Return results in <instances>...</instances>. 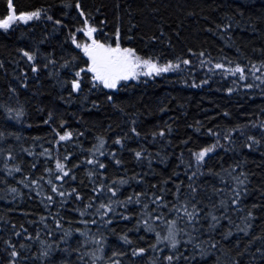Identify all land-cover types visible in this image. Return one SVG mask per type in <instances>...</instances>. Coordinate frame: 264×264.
Returning <instances> with one entry per match:
<instances>
[{
    "label": "trees",
    "instance_id": "1",
    "mask_svg": "<svg viewBox=\"0 0 264 264\" xmlns=\"http://www.w3.org/2000/svg\"><path fill=\"white\" fill-rule=\"evenodd\" d=\"M0 264H264V0H0Z\"/></svg>",
    "mask_w": 264,
    "mask_h": 264
},
{
    "label": "rangeland",
    "instance_id": "2",
    "mask_svg": "<svg viewBox=\"0 0 264 264\" xmlns=\"http://www.w3.org/2000/svg\"><path fill=\"white\" fill-rule=\"evenodd\" d=\"M32 19V15L14 17L9 21L7 27L16 21L26 24L32 21ZM98 44L101 52L99 63L92 61L90 58L91 53L89 50L93 47L91 42L82 44L81 48L93 66L94 81L110 90L118 89L119 85L125 81H135L141 78L167 74L174 69V66L171 64L164 65L155 60L139 58L132 50L112 49L100 43ZM116 56L121 59L118 64L113 63L116 60L114 59ZM111 64H113V67L109 68L108 66Z\"/></svg>",
    "mask_w": 264,
    "mask_h": 264
},
{
    "label": "water",
    "instance_id": "3",
    "mask_svg": "<svg viewBox=\"0 0 264 264\" xmlns=\"http://www.w3.org/2000/svg\"><path fill=\"white\" fill-rule=\"evenodd\" d=\"M15 17L14 12H11V17L4 23V26H7L9 21H11L13 18ZM87 34L91 40V44H92V48L89 50L90 54V58L92 61H95L96 63H99V58L101 56V52L99 49V44L95 41L94 39V33L92 30H90V27L87 26Z\"/></svg>",
    "mask_w": 264,
    "mask_h": 264
}]
</instances>
